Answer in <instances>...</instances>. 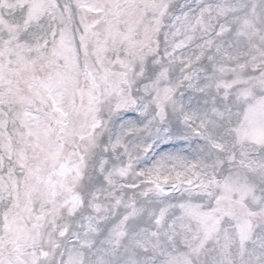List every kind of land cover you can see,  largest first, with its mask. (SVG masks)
Wrapping results in <instances>:
<instances>
[{"label": "snow or ice", "instance_id": "snow-or-ice-1", "mask_svg": "<svg viewBox=\"0 0 264 264\" xmlns=\"http://www.w3.org/2000/svg\"><path fill=\"white\" fill-rule=\"evenodd\" d=\"M0 264H264V0H0Z\"/></svg>", "mask_w": 264, "mask_h": 264}]
</instances>
